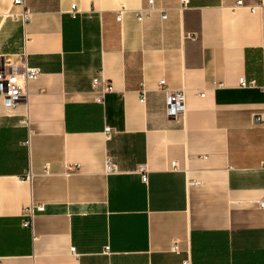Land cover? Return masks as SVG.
Instances as JSON below:
<instances>
[{
	"label": "crops",
	"instance_id": "obj_1",
	"mask_svg": "<svg viewBox=\"0 0 264 264\" xmlns=\"http://www.w3.org/2000/svg\"><path fill=\"white\" fill-rule=\"evenodd\" d=\"M11 1L0 56L41 74L15 109L0 98V264H264V0H152L167 19L140 23L149 0H26L25 26ZM161 79L184 90L183 117Z\"/></svg>",
	"mask_w": 264,
	"mask_h": 264
},
{
	"label": "built area",
	"instance_id": "obj_2",
	"mask_svg": "<svg viewBox=\"0 0 264 264\" xmlns=\"http://www.w3.org/2000/svg\"><path fill=\"white\" fill-rule=\"evenodd\" d=\"M26 0H12L11 7L12 9L6 13V17L10 20L19 21L24 26L28 24L31 19V12L25 6ZM183 8H187L189 1L188 0H180ZM261 1V0H260ZM147 5L145 7L140 8L134 14V18L138 23L151 19V17L157 12L160 13V18L162 20H166V12L160 8H158L152 0L147 1ZM242 1H237L235 8L241 7ZM17 8V10H13ZM259 6H252L249 10L254 11ZM128 10L126 8H122L117 11L115 19L118 23H122V16ZM80 11L76 8H72L71 15L73 17L76 16ZM264 72V66H263ZM41 72L38 68L31 66L28 64V55L25 52H22L18 55L12 56H0V98L7 104L10 109H15L17 105L21 102H26L28 99V84L31 81H35L40 76ZM92 91L94 94V100L96 103L103 105L105 102L104 97L110 93H112L113 86L111 83H108L103 76V70L98 72V75L92 81ZM220 85L213 83V87L217 88ZM159 89L165 94V98L167 101L165 113L171 117H179L185 115V94L183 89H170L167 87L166 82L161 79L158 81ZM238 87L240 89H253L258 87L256 80H247L243 76L238 78ZM199 96H203L200 94ZM145 101L144 92H141L140 95V103ZM260 117H254V122H260ZM24 124H27V119L23 121ZM105 137L107 139L110 138L112 129L106 127L104 129ZM74 169L77 166H73ZM171 170L176 172L178 170L177 162H173L171 164ZM119 173L117 165L111 162L109 159L105 161V174L112 176V174ZM137 174H139L142 183L147 182V170L145 166H140L137 169ZM195 185L196 182L190 183V185ZM258 206L264 210V198L259 200ZM43 207H36L29 211V219L24 220L22 222V227H30L32 223L33 211L42 212ZM171 251L176 253L177 246L173 244L171 247ZM70 252L74 254L75 248H70ZM105 253H109V247L105 248ZM183 264H190L189 260L184 261Z\"/></svg>",
	"mask_w": 264,
	"mask_h": 264
}]
</instances>
